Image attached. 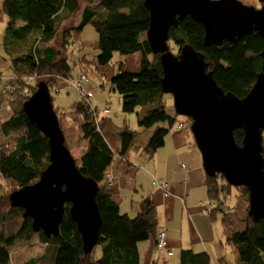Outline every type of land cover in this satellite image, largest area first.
<instances>
[{
    "label": "trees",
    "instance_id": "16d2710c",
    "mask_svg": "<svg viewBox=\"0 0 264 264\" xmlns=\"http://www.w3.org/2000/svg\"><path fill=\"white\" fill-rule=\"evenodd\" d=\"M252 1L241 0L249 6L257 4V0ZM0 6L6 18L4 59L17 87V91L10 93V118L0 121V177L4 180L0 185V264L13 262L12 252L17 246L34 243L42 252L29 255L23 264H144L139 248L144 242H152L161 253H173L167 235V249L158 248L160 233L167 231L161 228L151 196H144L138 203L134 218L121 214L116 169L123 162L129 163L126 158L129 150L139 148L137 132L115 126L108 116L101 118L91 101L83 97L73 105L69 115L55 111L71 153L64 126L69 125L81 140V153L73 156L80 172L99 185L97 203L102 225L95 249L100 247L101 257L93 256L95 249L84 254L82 237L71 219L69 206L59 236L47 237L42 231L34 232L32 219L25 218L24 210L11 207L9 201L12 192L36 183L50 163L48 139L28 120L23 105L40 81L54 90L60 83L65 85L64 80H72L79 74L89 78L90 70L84 68H90L93 62L82 53L80 45V36L87 25H92L98 34L94 44L100 50L94 59L97 69L112 64L117 53L123 57L140 54L139 70L112 76L111 86L121 96L122 111L137 112L139 128L153 129L143 152L152 157L179 124L185 126L186 135L191 134V119L170 114L169 104L163 100V69L160 54L154 55L147 41L150 16L144 0H4ZM169 36L170 50L175 47L178 55L183 46L191 45L205 56L208 70L213 72L218 85L239 98L248 95L263 71L264 37L257 32L237 42L207 46L202 24L187 17L177 28L170 29ZM234 136L236 143L242 145L244 131L238 129ZM182 168L186 170L185 165ZM205 185L210 201L205 211L213 224L220 221L226 244L237 254L239 262L264 264V220L255 223L249 216L247 189L229 185L220 174L206 175ZM5 189H9L7 193H3ZM217 245L220 249L224 247L223 242ZM178 256L177 264H213L207 251L184 248ZM163 264L169 263L164 259Z\"/></svg>",
    "mask_w": 264,
    "mask_h": 264
},
{
    "label": "water",
    "instance_id": "95a60500",
    "mask_svg": "<svg viewBox=\"0 0 264 264\" xmlns=\"http://www.w3.org/2000/svg\"><path fill=\"white\" fill-rule=\"evenodd\" d=\"M144 7L150 16L147 41L152 53L160 54L162 91L173 97L176 115L191 119L190 132L206 175L220 174L229 185L246 188L249 216L255 223L264 220V50L263 71L248 95L239 98L218 85L202 53L185 45L176 55L169 45L170 29L187 17L202 24L207 46L237 42L254 32L264 37V5L256 8L240 0H144ZM23 111L48 139L50 163L36 183L10 194L11 207L24 210L34 232L58 237L69 206L83 252L91 254L102 225L99 185L80 172L66 147L46 83L37 85ZM238 129L244 131L242 145L235 140Z\"/></svg>",
    "mask_w": 264,
    "mask_h": 264
},
{
    "label": "crops",
    "instance_id": "0c3cea01",
    "mask_svg": "<svg viewBox=\"0 0 264 264\" xmlns=\"http://www.w3.org/2000/svg\"><path fill=\"white\" fill-rule=\"evenodd\" d=\"M82 45L84 46L83 43ZM140 59V56H136L135 60L139 62V65L131 70L135 72L139 70ZM88 88L94 94L96 93L97 87L88 86ZM94 97L91 99H94ZM139 129L136 135L139 148L129 150L126 155L129 163L123 162L116 169V179L120 188V210L129 198L132 201V211L137 212L138 203L142 198L151 196L160 215L161 228L167 231L169 248L176 257L178 255L176 250L179 251V248L180 251L184 248L191 249L183 247L182 236L184 231H182V226L185 222L189 226L192 244L200 246L205 238L209 240L213 236L209 233L213 223L205 211L210 207V203L205 202L208 195L206 194V174L203 169V162L200 160L194 145L187 141L190 134L186 135L185 128L178 131L177 127L166 137L163 147L158 149L152 157H145L143 148L151 139L153 129ZM132 152L137 157L142 153L140 158L144 159L147 165L137 164V160H134L131 156ZM179 163H181L180 167ZM182 165L186 166V170L182 168ZM144 167L146 171L143 170ZM155 181L166 184L165 190L155 185ZM166 192L168 193L167 197L165 196ZM137 198H141V200L138 202ZM142 246L145 248L143 263L148 264L147 262H149L152 264L155 251L158 250L152 242H147ZM200 248L202 249V246ZM206 251L209 250L206 249ZM140 254L143 258V253L140 252ZM172 258L169 257V259ZM212 260L213 264H217L213 257ZM219 260L220 258H218ZM235 261L241 264L238 257ZM168 262H171V260H168ZM219 263L229 264L227 258L223 262L219 261Z\"/></svg>",
    "mask_w": 264,
    "mask_h": 264
},
{
    "label": "rangeland",
    "instance_id": "374dc122",
    "mask_svg": "<svg viewBox=\"0 0 264 264\" xmlns=\"http://www.w3.org/2000/svg\"><path fill=\"white\" fill-rule=\"evenodd\" d=\"M4 1V0H1ZM241 1V0H240ZM248 3H252V0H243ZM256 8H261L260 0H257V4L255 3L253 5ZM6 18L4 15L1 14V6H0V121L5 122L10 118V111H11V105L9 103L10 93L3 92L2 83L1 81H10L9 77H12V71L9 67V63L4 59V49H3V40H4V29L6 28L5 24ZM80 43H83L81 45L82 53L86 54L87 58L93 62V64L89 65L90 68H84L85 70H90V76L88 82H86L85 86H95L97 87L96 93L94 94V99H91L93 108L96 109L100 115L101 118L105 116H108L112 119V122L117 127H128L130 130L139 132V125H138V118H137V112L134 113H124L122 111V100L121 96L113 91L111 86V77L116 76L117 74L121 72H135L131 69H135L138 67L139 62L135 60L136 56H140V54L136 53L130 56L123 57L119 53L116 54V56L113 59L112 64L106 67H102L100 69H97V66H95L94 59L95 56H97L100 53V50L95 49V42L98 40V34L96 29L92 25H87L84 30L83 34L80 36ZM61 40V36L58 38V42ZM172 52L177 54L178 52L175 50V47H172ZM177 52V53H176ZM120 63H123L124 65L121 66ZM78 69H76L77 71ZM79 71V70H78ZM61 91H58L57 87L53 90L51 88V96L53 98V104L55 110H58L59 112H65L66 115H69L70 112H72L73 105L80 101L82 98V94L80 89L77 86L74 85H64L60 89ZM163 100L168 102V112L170 114H175L174 109V101L173 97L171 95L165 94L163 97ZM7 105H10V110H8ZM108 108L110 112L108 114L104 113V110ZM70 121V120H69ZM64 129L67 134V141L70 146V149L72 151L73 156H79L81 153V143L80 138L78 135H76V132L69 127V125H65ZM264 136V134H263ZM187 141L191 142L192 145H194V148L202 161V156L195 145V140L193 138L192 133L187 137ZM131 152V151H130ZM145 157H149L146 153L143 152ZM139 154L138 157L132 152L131 156L134 160H137L136 163L139 165H145L146 161L144 159H141ZM139 158V159H137ZM147 165V164H146ZM145 165V166H146ZM203 165V163H202ZM181 166V163H179V167ZM204 169V168H203ZM144 171H146V168H143ZM206 174V172H205ZM4 184V180L0 177V185ZM9 189H5L3 193H7ZM1 191V189H0ZM134 194V193H133ZM207 194V189H206ZM249 198V194H248ZM138 202L141 200V198H137ZM236 197H234L233 202L236 203ZM132 201L128 198L125 203L121 207V214H128L131 218H134L136 216V211H132ZM206 203H209L208 197L205 199ZM198 225V224H196ZM182 231H184L183 234V242L184 246L186 248H191L195 252H201V251H207L209 254L212 255L214 258V261L216 260L217 264H220L218 261V258L221 257H227V260L229 264H238L235 259L237 258V254L233 253L231 251V247L226 244V235L224 233V229L221 226L220 221H217L212 225V227L209 230V233H211L213 236L210 237V239H204V242L200 244L202 246V249L198 244H192L190 241L191 235L189 231V226L187 222H185L182 226ZM167 235V234H166ZM219 242L224 243L223 249H220V247L217 245ZM147 242H144L140 244L139 248ZM204 244V245H203ZM216 244V246H215ZM145 248L142 246L140 248V252L143 253V258L145 257ZM42 252V248L37 244H32L30 246L23 247L22 245L17 246V250L15 249L12 253L14 256L13 262L10 264H23L25 260L29 257V255H35ZM177 254H180V248L179 251H177ZM176 254V255H177ZM174 257L173 253L167 254V253H160L159 251H155V255L153 256L154 263L157 262V264H163V260L166 259L171 260V262H168L169 264H177V257L178 261L180 259L179 256ZM93 256L96 259H99L101 257V251L100 247H97L93 253ZM172 256V259H169V257ZM19 260V261H18ZM18 261V262H17ZM150 264L149 262H147ZM179 264V263H178Z\"/></svg>",
    "mask_w": 264,
    "mask_h": 264
},
{
    "label": "built area",
    "instance_id": "2783aa9c",
    "mask_svg": "<svg viewBox=\"0 0 264 264\" xmlns=\"http://www.w3.org/2000/svg\"><path fill=\"white\" fill-rule=\"evenodd\" d=\"M87 81H88L87 77L85 75H82L80 77L76 76L72 80H64L63 82H64L65 85H70L71 84V85L77 86L80 89V91H81L82 97L89 101L91 98H93L94 92L90 91V89L85 86ZM3 83H2V85H3ZM9 85H10L9 88L11 90H14V86L12 84H9ZM7 107H8V110H10V105H7ZM109 112H110V110L107 109V108L104 110L105 114H108ZM184 127L185 126L183 124H179L177 126V130H182ZM155 184L161 186L162 188L165 187V184H163V183L156 182ZM165 196H168L167 192L165 193ZM158 248L160 250H166L167 249V246H166V234H165L164 231L161 232L160 235H159Z\"/></svg>",
    "mask_w": 264,
    "mask_h": 264
},
{
    "label": "bare ground",
    "instance_id": "6f19581e",
    "mask_svg": "<svg viewBox=\"0 0 264 264\" xmlns=\"http://www.w3.org/2000/svg\"><path fill=\"white\" fill-rule=\"evenodd\" d=\"M74 46H77L76 44H74ZM82 75H85V74H82ZM81 74H79V75H77V76H82ZM87 77V76H86ZM10 78V81H2V82H4L3 83V85H2V88H3V92H5V93H11V92H14V91H17V87H16V85H15V83H16V80H14V78H12V77H9ZM87 79L89 80V78L87 77ZM41 82H44V83H46L45 81H40V82H38L37 83V85L39 84V83H41ZM88 82V81H87ZM9 84H12L13 86H14V90H11L10 88H9ZM47 84V83H46ZM48 85V84H47ZM64 85H62V83H60V86L58 87V91H61L60 89H61V87H63ZM49 87V86H48ZM49 91H50V93H51V88L49 87ZM30 98V97H29ZM179 131V130H178ZM157 181H155V183H156ZM157 185V184H156ZM157 186H159V185H157Z\"/></svg>",
    "mask_w": 264,
    "mask_h": 264
}]
</instances>
